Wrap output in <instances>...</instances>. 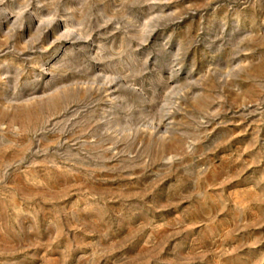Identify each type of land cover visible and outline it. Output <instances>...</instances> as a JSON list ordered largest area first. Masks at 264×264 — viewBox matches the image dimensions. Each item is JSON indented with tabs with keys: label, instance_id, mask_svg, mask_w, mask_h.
<instances>
[{
	"label": "rangeland",
	"instance_id": "rangeland-1",
	"mask_svg": "<svg viewBox=\"0 0 264 264\" xmlns=\"http://www.w3.org/2000/svg\"><path fill=\"white\" fill-rule=\"evenodd\" d=\"M0 264H264V0H0Z\"/></svg>",
	"mask_w": 264,
	"mask_h": 264
}]
</instances>
